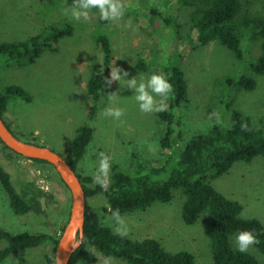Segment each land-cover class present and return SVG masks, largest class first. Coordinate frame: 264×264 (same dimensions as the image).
<instances>
[{"label":"rangeland","instance_id":"374dc122","mask_svg":"<svg viewBox=\"0 0 264 264\" xmlns=\"http://www.w3.org/2000/svg\"><path fill=\"white\" fill-rule=\"evenodd\" d=\"M121 3L125 6L122 17L102 21L95 7L89 10L87 19L83 16L74 19L71 7L76 6L75 0H0V44L25 40L49 26L60 27L63 21H71L75 26L71 37L58 42L56 51H44L33 64L18 66L5 62L0 56V92L8 85L17 84L32 96L29 102L15 96L10 98L3 115L17 137L34 138L66 157L76 131L87 125L93 128V138L77 168L81 175L91 176L92 185L100 183L98 176L104 179L99 172L100 153L110 157L107 179L114 166L131 173L136 169L147 173L150 168H135L136 165L161 164L169 154L160 144L165 125L157 118L160 111L157 107L161 103L168 109L169 93L163 96L149 90L154 107L151 111H142L135 91L141 79L146 82L151 74L158 73L168 56L182 69L187 83V98L176 111L180 126L174 127L172 135L180 131V136L175 138L173 149H181L193 135L205 133L214 124L230 126L232 108L264 131V75L257 77V86L250 92L236 91L224 83L227 77L250 74L249 65L259 54L260 40L245 37L241 42L244 58L237 60L217 42L205 46L196 44L189 5L175 0H122ZM241 3L239 19L264 16V0H241ZM152 6L165 18H174L172 26L177 31L176 36L164 19L149 14ZM65 9H68L67 14ZM100 30L110 38L112 58L106 67L105 93L95 116L90 119L87 82L92 70L102 66V54L94 41V34ZM139 60L148 64L147 71L136 68ZM114 67L120 70L121 78L109 83ZM133 78L136 83L130 84ZM109 107L123 109L122 115H105ZM0 165L31 206L28 214L15 215L0 185V228L12 233L46 232L59 236L68 216L69 194L53 168L19 157L4 149L1 143ZM168 174L162 172L155 178L165 180ZM210 183L224 196L242 205L243 218H256L264 225V157L258 156L250 162L238 161L227 173L210 179ZM184 198L181 190L176 189L169 203L155 202L145 210L124 214L120 217L123 224L104 214L102 208L106 201L102 195L89 197L86 204L119 235L117 229L126 228L127 234L121 236L131 240L152 238L169 252L191 253L195 264H212L211 216L204 212L194 224L186 225L181 217ZM230 243L238 249L235 236L230 237ZM51 249V244H46L25 250L0 264H38ZM245 252L262 264L264 256L253 244ZM106 260L107 264H127L121 259L103 257L93 248L89 249L87 260L80 264H105Z\"/></svg>","mask_w":264,"mask_h":264},{"label":"trees","instance_id":"16d2710c","mask_svg":"<svg viewBox=\"0 0 264 264\" xmlns=\"http://www.w3.org/2000/svg\"><path fill=\"white\" fill-rule=\"evenodd\" d=\"M168 1L171 0H166ZM175 1L192 7L191 30L195 32V42L199 46L217 42L235 59L242 60L244 58L242 40L245 37L260 40L259 54L249 65L250 74L240 75L237 78L227 77L224 82L227 87L236 91H253L257 86V77L264 75V16H245L239 19L242 11L241 0ZM149 12L164 19L176 36L177 31L172 26L175 22L173 17L165 18L154 6ZM74 30L75 26L71 21H63L60 27L49 26L25 40L1 43L0 56L5 62L18 66L33 64L44 51H56L58 42L65 37H71ZM101 31L94 34V41L102 54V66L98 70H92L87 82L90 119L95 116L99 101L105 93L106 67L112 58L110 38L105 32L100 33ZM169 58L168 56L158 69V73H164L172 85L167 103L168 109L164 108L157 113L159 123L165 125L160 144L163 149L169 151L164 162L151 166L136 165L135 168H150L147 173H141L138 169L135 173H131L114 166L106 184L92 185L91 176L81 175L77 168L93 138V128L87 125L78 128L70 152L64 158L79 177L86 200L97 194L104 197L106 205L102 210L105 215L115 218L113 212L118 211L121 217L136 210H145L155 202L169 203L173 199L174 190L180 189L185 197L181 217L186 225L194 224L204 212L211 216L209 239L212 264H259L254 255L234 249L230 237H236L239 231H252L257 237V242L252 244L264 256V225L256 218H243L242 205L216 190L211 185L210 179L227 173L238 161L250 162L258 156L264 157V131L257 128L249 117L232 108L230 126L214 124L205 133L193 135L181 149H173L175 138L180 136V131L172 135L175 133L174 127L180 126L176 111L187 98V83L182 69ZM136 68L147 71L149 66L139 60ZM14 96L26 102L31 101L32 98L22 86L8 85L4 92H0L2 118L7 111L10 98ZM231 106H233L232 102ZM6 125L14 133L7 123ZM26 141L43 145L37 143L34 138ZM1 145L8 150L6 146ZM26 159L39 165H49L42 160ZM162 172H169L165 180L155 178ZM0 185L15 215L24 216L30 212V203L16 190L10 174L1 165ZM57 241L58 236L46 232L12 233L0 228V263L25 250H34L51 244V251L46 253L43 261L38 264H54L53 252ZM90 248L98 251L103 257L121 259L127 264H195L193 255L187 251L169 252L155 239L131 240L119 235L105 225L99 215L86 204L84 234L69 264L85 262Z\"/></svg>","mask_w":264,"mask_h":264},{"label":"water","instance_id":"95a60500","mask_svg":"<svg viewBox=\"0 0 264 264\" xmlns=\"http://www.w3.org/2000/svg\"><path fill=\"white\" fill-rule=\"evenodd\" d=\"M0 143L11 152L28 159L45 161L53 168L69 194V209L63 230L54 249V264H69L84 234L86 196L76 172L65 158L47 146L17 137L0 116Z\"/></svg>","mask_w":264,"mask_h":264},{"label":"clouds","instance_id":"9594fccd","mask_svg":"<svg viewBox=\"0 0 264 264\" xmlns=\"http://www.w3.org/2000/svg\"><path fill=\"white\" fill-rule=\"evenodd\" d=\"M75 5V7H71V16L74 19H79L81 16L87 19L89 16V10L93 7L99 9L101 20L119 19L124 15L125 12V6L120 2V0H75ZM64 12L65 14H67L68 9H65ZM125 26L127 27L128 25L126 24ZM119 73L120 70L117 67H114L110 71L109 83H111V80H119L121 78ZM129 83L135 84V78H133L132 81H129ZM171 88L172 85L169 83L168 79H166L164 73L162 72L151 74V76L147 79L146 82L141 79L135 91V99L139 103V108L142 111H151L153 109L154 100L149 90H151V92L159 93L163 96H166L170 92ZM111 98L112 96H109V99ZM165 107L166 105L164 103H161L157 107V110H162ZM122 111L123 109L121 108L109 107L105 109L104 114L111 115L114 117H120L122 115ZM100 156L101 159L99 162V172L104 176V179L101 180L99 176L96 179L100 183L106 184L107 174L110 167V157H108L104 153H100ZM113 216L117 221H119V223L123 224V221L121 220L118 211L113 212ZM117 231L120 232L121 235L127 234L126 228H118ZM236 241L238 244V250L243 252L247 249L250 244L257 242V237L253 234L252 231L243 230L237 233ZM105 264H107V260L105 261Z\"/></svg>","mask_w":264,"mask_h":264}]
</instances>
